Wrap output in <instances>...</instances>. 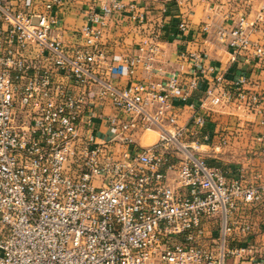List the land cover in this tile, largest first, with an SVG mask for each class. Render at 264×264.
<instances>
[{"label":"built area","instance_id":"obj_1","mask_svg":"<svg viewBox=\"0 0 264 264\" xmlns=\"http://www.w3.org/2000/svg\"><path fill=\"white\" fill-rule=\"evenodd\" d=\"M62 3L0 0V264H264L246 217L264 207V183L209 162L231 144L217 113L264 127V91L247 88L264 83V46L252 39L264 4L256 20L217 31L241 64L228 83L188 48L176 52L187 72L163 79V18L155 25L133 2L100 1L66 46ZM125 11L141 36L115 63L103 39ZM178 32L190 35L185 19ZM254 140L264 158V133Z\"/></svg>","mask_w":264,"mask_h":264},{"label":"crops","instance_id":"obj_2","mask_svg":"<svg viewBox=\"0 0 264 264\" xmlns=\"http://www.w3.org/2000/svg\"><path fill=\"white\" fill-rule=\"evenodd\" d=\"M5 1L16 5L20 0ZM100 1L102 0H63L62 5L56 9L55 13L60 20V27L56 33L66 46L79 42L77 33L87 23L88 14L99 9ZM122 2L124 4L133 2L145 8L147 17L153 20L155 25L163 18L162 35L166 51L161 63L163 79L168 78L173 72H187V62L179 59L176 52L188 48L191 51H205L210 64L225 73L228 83L241 73V64L230 63V52L218 41L217 31L230 29L241 15H245L251 21L256 20L264 4L263 0H191L190 3L186 0H122ZM182 19L188 22L191 33L180 40L178 25ZM203 25H208L209 31L201 35ZM140 36L131 14L125 11L120 19L110 23L103 44L109 55L115 59V63H119L125 53L135 51ZM252 39L264 46V21L258 24ZM258 68L257 65L253 68L245 67L249 72H255ZM152 75L158 76V73L154 72ZM141 76L146 78L147 74L141 73ZM114 80L121 86L127 85L129 77L126 70L121 67L114 73ZM247 88L264 91L261 77H255ZM201 95V92L195 93L192 101L197 104ZM232 112L233 110L229 109L228 112L221 111L215 115V119L224 130L231 134V144L224 148L222 153L209 158V162L228 170L231 177H236L237 170L243 167L247 184L261 185L264 183V158L257 151L254 136L264 133V127L257 125L259 119L256 116L238 118ZM183 115L184 119H187L186 110H183ZM235 132H239V135ZM246 217L253 223L257 241L264 244V207L250 208L246 211ZM214 224L216 223L212 221L208 226L213 227Z\"/></svg>","mask_w":264,"mask_h":264},{"label":"rangeland","instance_id":"obj_3","mask_svg":"<svg viewBox=\"0 0 264 264\" xmlns=\"http://www.w3.org/2000/svg\"><path fill=\"white\" fill-rule=\"evenodd\" d=\"M79 43V42H78Z\"/></svg>","mask_w":264,"mask_h":264}]
</instances>
